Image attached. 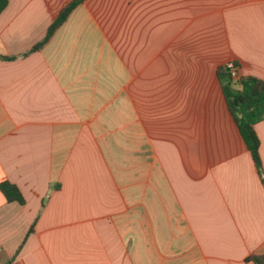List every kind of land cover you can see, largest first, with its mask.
Listing matches in <instances>:
<instances>
[{
	"label": "crops",
	"instance_id": "0c3cea01",
	"mask_svg": "<svg viewBox=\"0 0 264 264\" xmlns=\"http://www.w3.org/2000/svg\"><path fill=\"white\" fill-rule=\"evenodd\" d=\"M72 1L0 13V184L24 201L0 192V264H254L264 186L218 71L264 80V0H81L28 53Z\"/></svg>",
	"mask_w": 264,
	"mask_h": 264
},
{
	"label": "trees",
	"instance_id": "16d2710c",
	"mask_svg": "<svg viewBox=\"0 0 264 264\" xmlns=\"http://www.w3.org/2000/svg\"><path fill=\"white\" fill-rule=\"evenodd\" d=\"M80 2L81 0H74L62 9L48 27L45 37L33 46L28 53L40 50ZM7 3L8 0H0V13L5 9ZM23 56H26V54ZM0 59L12 60L14 58L0 56ZM218 79L228 111L237 126L246 148L251 154L257 173L264 186V177L258 154L259 139L254 130V126L264 119V80L252 76H244L239 77L234 82L224 67L218 71ZM234 84H237L239 88L234 89ZM0 192L7 202H16L20 205L24 203L18 188L8 182L0 184ZM31 231L32 229H30ZM248 261H252L254 264H264V256L250 257Z\"/></svg>",
	"mask_w": 264,
	"mask_h": 264
},
{
	"label": "built area",
	"instance_id": "2783aa9c",
	"mask_svg": "<svg viewBox=\"0 0 264 264\" xmlns=\"http://www.w3.org/2000/svg\"><path fill=\"white\" fill-rule=\"evenodd\" d=\"M224 69L228 72L232 81L236 82L239 79L238 69L233 62H227L224 64Z\"/></svg>",
	"mask_w": 264,
	"mask_h": 264
}]
</instances>
